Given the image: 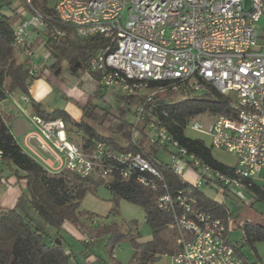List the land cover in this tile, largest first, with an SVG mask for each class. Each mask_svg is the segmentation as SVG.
I'll return each mask as SVG.
<instances>
[{"label":"built area","instance_id":"obj_1","mask_svg":"<svg viewBox=\"0 0 264 264\" xmlns=\"http://www.w3.org/2000/svg\"><path fill=\"white\" fill-rule=\"evenodd\" d=\"M24 3L28 9L20 7L25 18L16 24L14 47L33 57L30 30L52 49L64 48L71 35L103 38L105 47L82 65L78 84L87 92L137 97L132 141L136 144L143 136L157 148L172 144L176 153L168 166L190 187L170 190L163 172L144 153H119L104 141L85 151L68 138L62 118L32 116L43 139L65 154V169L82 178L96 172L110 178L115 167L103 162L114 159L123 178L135 177L145 188L163 190L158 208L171 214V227L178 230L180 250L171 256L173 263L245 264L228 240L225 223L198 204L194 190L200 189V178L246 190L264 168V44L257 29L264 0H249V5L246 0H57L53 16L34 9L30 0ZM3 12L12 14L0 6ZM34 70L32 66L30 74ZM158 82L164 85H152ZM211 88L229 99L231 114L205 113L208 125L198 115L186 128L208 135L212 148L236 158L229 174L188 153L160 121L144 122L147 104L159 92L189 96ZM187 172L196 175L194 182L184 179Z\"/></svg>","mask_w":264,"mask_h":264},{"label":"trees","instance_id":"obj_2","mask_svg":"<svg viewBox=\"0 0 264 264\" xmlns=\"http://www.w3.org/2000/svg\"><path fill=\"white\" fill-rule=\"evenodd\" d=\"M56 2L57 0H30L31 6L45 16L54 15ZM0 3L1 7H7L12 12L10 15L5 12L0 15L1 103L14 91L29 94L32 82L41 77V71L34 70V74H30L31 64L27 61H18L16 57L18 49L14 47L16 24L25 18V14L20 12V7L28 9V5L24 3V0L17 2V5L9 0H0ZM105 44L106 41L99 36L85 40L68 39L64 48L52 49L51 54L59 60L65 59L71 64L77 63L82 67L91 56L101 51ZM59 62L57 60L52 68L55 69ZM152 85L158 86L164 83L158 82ZM103 95L102 91L96 93V96ZM114 96L117 100L124 102V105L113 111L89 100L86 105L82 106L83 116L91 123L105 126L109 132L122 137L125 141L124 145L111 137L101 135L83 121H73L63 110L47 113L37 104H34V107L35 112L44 119L62 118L67 126L68 138L75 142L71 134H80L82 148L85 151L92 149L97 141H104L119 153H144L145 157L163 172L170 190L190 187L188 182L172 174L168 164L157 161L155 155L157 147L148 145L145 137L142 136L136 144L132 141L134 123L127 122L126 115L137 103L136 98L121 96L120 93ZM146 108L145 124L160 121L173 140L177 141L188 153L195 155L203 164L223 173L231 172V167L216 159L208 145L201 140L189 138L184 133L188 122L195 116L205 113L231 114L230 101L226 96L214 88H211L204 96H194L192 93L178 102H168L154 96ZM9 122L10 116L0 110V151L2 152L0 163L12 167L13 175L17 180L25 181L28 195L27 200L20 199L14 208H0V264H70L72 253L68 252L64 246L57 244L55 238L58 236L65 243L66 239L61 234L64 223H70L82 231L81 226H84L82 219H90L91 214L81 210L80 203L87 191L94 189L86 185L89 178H82L67 169L58 173H51L45 169L18 144L9 127ZM103 163H112L115 170L108 181L104 180L100 172H96L100 179L96 180L95 186L104 185L115 199H123L140 206L143 209L146 223L151 228L152 239L148 242H138V233L135 234L129 227L118 224L97 228L96 239L98 236H107L112 249L114 244L121 240H130L135 251L132 264H155L163 255L172 256L178 253L180 250L176 242L178 230L171 227L173 218L171 214L160 210L157 205V199L163 190L145 188L137 182L135 177L123 178L118 170L121 164L114 159L105 160ZM246 191L252 194L254 202L264 203V186L253 182ZM194 195L200 206L214 213L225 223L224 225L228 223L232 215L229 214L224 204L209 199L200 189L194 190ZM47 226L57 229L55 236H51ZM242 228L243 237L241 238L244 245H248L256 252L255 245L264 242V221H246ZM233 245L244 263L247 264L237 244L233 243Z\"/></svg>","mask_w":264,"mask_h":264},{"label":"rangeland","instance_id":"obj_3","mask_svg":"<svg viewBox=\"0 0 264 264\" xmlns=\"http://www.w3.org/2000/svg\"><path fill=\"white\" fill-rule=\"evenodd\" d=\"M247 5H249V0H246ZM14 5H17L15 3ZM258 32L261 33L264 29V16L257 24ZM36 38L37 44L33 48V57L27 58L24 53L16 50V57L20 62H26L32 64L35 70L41 71L42 65L49 68L55 62L60 61L58 69L54 70L52 74V82L58 83L64 82L65 86H70L73 84L76 86L77 92L79 94H84L80 91V87L77 86V74L80 68V65L75 63L71 64L65 59L59 60L51 54L52 46L49 44L46 45V39L36 32H32ZM262 40V39H261ZM264 40V39H263ZM262 40V41H263ZM53 88V94L51 98L56 94L60 93L59 98V107L57 109H62L66 102H73V104L80 110L84 104L78 99L75 95L64 94V91L57 87ZM121 96L125 94L120 93ZM207 94L205 91H198L194 93V96H204ZM85 96V95H83ZM158 97L162 98L168 102H178L185 99L187 96L180 91H162L157 94ZM49 97V98H50ZM74 97V98H73ZM89 98V97H88ZM137 98V97H136ZM137 100V99H136ZM51 102V100H50ZM93 102L100 105L101 107L112 109L113 111L116 108H120L121 105H124V102L117 100L112 91H106L103 96H95ZM206 114L198 117L204 124L208 125L210 119ZM126 119L127 122L135 123V107H132L131 111L127 113ZM90 126L94 127L101 135L106 137L114 138L118 143L124 144L125 141L122 137L113 132H109L105 126H100L99 124H93L86 118L81 119ZM70 127V126H69ZM142 129V124L139 126ZM187 137L192 139H198L203 141L208 147L211 148L213 154L217 157H220L222 162L225 160L229 163H232L230 157L222 158L217 149L211 147V140L208 135H205L201 132H196L190 128H186L185 132ZM149 134L153 136V131L149 129ZM74 138L77 145L82 146L81 135L80 134H71ZM79 145V146H80ZM176 153V148L172 144H168L165 147H158L155 151L157 161L163 164H170L173 160V155ZM261 183L264 185V169L261 173ZM72 177V176H71ZM86 185L93 188L94 190H88L85 197L81 201L80 209L91 214L90 219L83 218L82 221L84 226H81L83 233L84 242H90L86 246L80 240H76L72 235H70L64 228L61 229V234L65 237V243L58 236L55 238V242L67 248L68 252L72 253L70 257V264H132L135 256V251L132 246V243L128 239L121 240L120 242L114 244V248H111L109 245L107 236H98L96 239L95 231L97 228L102 226H107L111 224L124 225L129 227L136 234H139L138 242H148L152 239V231L150 226L146 223L145 215L143 209L130 203L123 199H115L114 195L104 186H95L96 180L100 179L97 173H94L92 176L88 177ZM185 180H194L190 172L185 173ZM105 181L110 180V178H104ZM201 190L211 199L218 200L222 202L229 212H232V224L233 227L229 231V239L234 243L241 239L243 235V224L246 221H250V218L257 221H264V203L254 202L252 194L246 191L243 188H237L230 186L225 188L223 185L218 183L215 180L208 181L205 178H200ZM23 180H16V177L12 175V170L8 166H4L0 163V202L2 199H13L15 197V192L18 193L19 201L20 199L27 200V189L24 186ZM16 199V200H17ZM18 201V202H19ZM17 204L13 207H16ZM20 209V206H18ZM114 210V211H113ZM34 212V211H33ZM39 216V215H38ZM250 217V218H249ZM241 226V227H237ZM50 230L49 233L51 236L56 235L57 229L47 226ZM87 240V241H86ZM94 240V241H92ZM241 254L247 258L248 263L255 261L257 264H264V242H259L256 245V252L253 251L248 245L239 248ZM155 264H175L172 262L171 256L163 255Z\"/></svg>","mask_w":264,"mask_h":264},{"label":"crops","instance_id":"obj_4","mask_svg":"<svg viewBox=\"0 0 264 264\" xmlns=\"http://www.w3.org/2000/svg\"><path fill=\"white\" fill-rule=\"evenodd\" d=\"M0 5H1V3H0ZM258 34H259L261 43L264 44V40H263L264 39V29L262 30L261 33L258 32ZM30 35H31L30 36L31 37L30 38L31 46H32V48H34L37 44V41H36V38L34 37V35L32 33ZM68 39L82 40V39H79L73 35H71ZM69 51H71L70 48H69ZM55 69H58V66ZM55 69L52 68V65L49 68H47V66H45V65H42L41 77H39L38 79H35L32 82V86H30V89H29V94H23L19 91H14L8 95L6 100H4L0 103V110L2 112H4L6 115L10 116L9 127H10L13 135L16 138L15 140H17L18 144L22 147V149L26 153H28L33 158H35L37 161H39L45 167V169H47L51 173H58V172L62 171L63 169H65L66 163H67V158H66L65 154L61 153L60 151H58L54 147L52 141H50L48 139L47 140L43 139V136L41 135L39 128L37 127V125L32 120V116L38 115L35 112L34 104H37L41 110H43L47 113H52L56 110H62V109H57L60 106L59 104L61 103V102L59 103L60 93L56 94L52 98L50 97L53 94V88L52 87H57V88L61 89V91L65 92L64 94L75 95L76 99L80 100L82 102L81 104H84V105H86L89 102V100L93 101V98L96 96V93H97V92L92 93L89 91L87 92L82 87L81 84H78L79 79L81 77V67L78 70L76 84L78 87H80V91L84 94H79L77 92L76 86L73 84H70V86L67 87L64 85V82H61V81L56 83V84L51 83L52 77H53L52 74L54 73ZM102 92L104 94V93H106V90H103ZM83 95H85V96H83ZM23 97H25L27 100H24ZM50 100H51V102H50ZM62 108L64 109L63 111H65L70 116V118L75 122H82L80 120L83 118L85 119V117L83 116V109L79 110L73 104V102L72 103L66 102ZM80 147H82V146L80 145ZM218 151H219V154L222 158L230 157L232 159V163H229L226 160H225V162H222L221 160H223V159H221L218 156L216 157L212 152V154L214 155V157L216 159H218L220 162H222L223 164H225L229 167L234 166V164L236 162V158L232 154L227 153V152L222 151V150H218ZM8 167H10V166H8ZM10 168L12 170V175H13L14 169L12 167H10ZM263 169L259 172V174L256 176V178L254 180L255 184L260 185V186H264V185H262V183L260 181L262 179L261 173H262ZM190 173L192 174V176L194 178V180H191V181L194 182L196 180V175H194L192 172H190ZM16 180H17V178H16ZM19 180H21V179H19ZM24 186L26 187V183H24ZM200 190H201V187H200ZM17 197H18V193L15 192V197H13V199H11V200L5 199V198L2 199L0 202V208H14L13 206L18 204V201H19V198L17 199ZM209 199H211V198H209ZM213 200H215V199H213ZM215 201L222 203L218 200H215ZM229 214H231L232 216L229 217L228 223L226 224L227 228H228V240H229V242L233 243L229 239V231H230V228L233 227V225H231L233 222L232 221L233 214H232V212H229ZM250 221L255 222V220H253V218H250ZM261 221L262 220H260L259 222H261ZM256 222H257V220H256ZM237 227H241V226H237ZM63 228L70 235H72V237H74L76 240H80V241L83 240V233H82V231H80L79 228L75 227L74 225H72L70 223H64ZM242 237H243V235H242ZM92 241H94V240H92ZM88 243L87 244L85 243V245L87 246ZM234 244H237L238 248L246 246V245H244L242 238L240 240H238L237 243L234 242ZM65 249L67 250V248H65ZM238 254H239V252H238ZM239 256H240V254H239ZM243 258L245 260H247V258H245L244 255H243ZM247 264H249L248 261H247ZM250 264H252V263H250ZM253 264H255V261L253 262Z\"/></svg>","mask_w":264,"mask_h":264}]
</instances>
